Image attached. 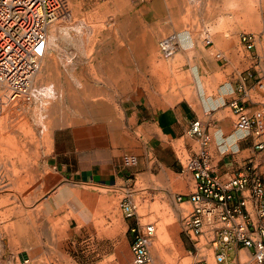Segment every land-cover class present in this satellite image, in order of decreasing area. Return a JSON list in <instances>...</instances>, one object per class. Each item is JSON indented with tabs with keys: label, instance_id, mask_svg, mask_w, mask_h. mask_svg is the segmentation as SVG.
<instances>
[{
	"label": "rangeland",
	"instance_id": "374dc122",
	"mask_svg": "<svg viewBox=\"0 0 264 264\" xmlns=\"http://www.w3.org/2000/svg\"><path fill=\"white\" fill-rule=\"evenodd\" d=\"M147 1L70 0L71 16L49 27L50 39L52 30L56 37L33 77V99L11 102L0 84V264H134L129 217L121 207L125 198L137 205L134 223L156 224L153 259L146 264H195L175 200L190 179L169 170L155 175L159 167L154 162L148 164L150 177L136 175L144 149L127 128V110L84 108L101 101L120 108L133 97L164 106L182 100L197 109L208 106L225 84L251 68L240 33L259 30L238 29V1L230 0L224 6L230 17H222L220 1H200L189 6L182 27L157 33L155 20L144 15ZM216 11L221 17L211 24L207 15ZM185 28L191 34L184 40L180 34L177 53L163 57L158 40ZM197 111L206 119L207 110ZM97 123L113 136L120 182L67 175L84 166L82 134ZM253 137L244 132L241 139ZM176 150L184 161L188 151L182 142ZM130 153L139 155V163L125 167L123 156ZM16 164L20 178L8 180ZM17 177L20 184L12 188ZM182 206L192 209L188 203ZM205 252L209 264H216L212 250Z\"/></svg>",
	"mask_w": 264,
	"mask_h": 264
},
{
	"label": "built area",
	"instance_id": "2783aa9c",
	"mask_svg": "<svg viewBox=\"0 0 264 264\" xmlns=\"http://www.w3.org/2000/svg\"><path fill=\"white\" fill-rule=\"evenodd\" d=\"M71 13L70 0H0V84L5 88L6 99L14 103H29L33 99L32 80L49 50V27L61 18L70 17ZM259 38L253 31L240 34L242 46L249 51L256 49ZM205 40L211 41L208 36ZM180 46L177 32L167 33L158 40V50L165 58L173 57ZM263 56L261 48L257 57ZM248 80L254 81L253 86L264 97V68L248 69L241 76L239 91L242 96L231 102L235 128L260 138L256 146L264 149V103L252 112L247 109ZM190 133L198 138L199 148L182 161L183 172L189 175L190 182L185 191L177 193L175 200L184 232L194 242L198 253L196 264H209L206 247L212 250L216 264H225L226 249L232 244L251 249L245 264H264L262 174L249 160L241 171L222 178L212 162L208 129L197 119ZM138 163V154L123 156L125 167ZM183 203L190 204L192 209L188 212ZM121 207L124 216L137 215L133 200L125 198ZM131 230L134 233L130 243L133 263L152 262L150 242L156 224L137 220Z\"/></svg>",
	"mask_w": 264,
	"mask_h": 264
},
{
	"label": "crops",
	"instance_id": "0c3cea01",
	"mask_svg": "<svg viewBox=\"0 0 264 264\" xmlns=\"http://www.w3.org/2000/svg\"><path fill=\"white\" fill-rule=\"evenodd\" d=\"M200 1L204 2V4L220 1L218 3L222 6L220 9H223L222 17L231 16L226 14L227 10L224 11L226 9L224 6L230 0H148L144 15H150L155 20L157 23L155 27L160 28L156 32L159 33L161 29L182 27L183 19L189 6L196 5ZM236 1H238V29H243V27L258 29L259 33L257 34L260 36L258 43H261L264 41V0ZM217 11L210 16L207 15L213 20L211 24H215V18L221 17V13H217ZM203 20L204 24L206 19ZM177 33L181 43L180 34L182 35V40H184L185 35L191 34V30L185 28ZM261 48L263 47L261 46ZM260 49L257 45L256 49L247 50L250 52L248 58L252 69L264 68V56L261 58L257 57ZM244 72H240V76L235 78L236 80L234 79L233 82L225 84L218 94L213 96V101L201 109L195 108L185 100L179 101L172 106H164L153 104L145 98L133 97L124 102L120 108L118 105V107L114 106L113 103L101 101L93 106H87L84 110H127V128L144 149L140 157V166L138 168L140 171L135 173L136 175L146 174L147 177H150L148 164L149 162H154L156 167H159V171L155 175H159L161 171L166 172L169 170L189 178V175L183 172L182 159L178 156L176 145L182 142L184 148L188 151V155H192L198 150V138L191 135L190 129L193 122L199 119L211 134L210 150L213 157L212 162L216 172L222 178H228L230 175L238 173L249 160H252L264 179V149H259L256 146L260 138L253 137L249 141L241 139L245 131L235 130V113L231 102L242 96V92L239 91V84ZM247 83L249 100L246 106L252 112L262 107L264 97L253 86V80H248ZM197 110H207L205 111L206 119L201 117ZM210 110L215 111L211 113L209 112ZM225 110H230V113L223 117L222 112ZM103 128L102 123H97L94 129L84 128V133L82 134L84 143L81 148L86 157L84 160L85 164L80 172L72 170L67 173L68 176L72 175L74 177L75 174L80 173L81 179L85 181L101 183H111L112 181L117 183L121 181V178H123L122 169L117 167L119 162H116L115 158H113L116 151L112 147L113 136ZM63 166L67 169V164L64 163ZM230 203H233V201ZM128 223V231L132 239L134 233L131 229L134 225V217L128 218ZM189 247L190 251L194 249L197 262L199 257L193 241ZM225 253V264H245L251 249L241 244H232L226 249Z\"/></svg>",
	"mask_w": 264,
	"mask_h": 264
},
{
	"label": "bare ground",
	"instance_id": "6f19581e",
	"mask_svg": "<svg viewBox=\"0 0 264 264\" xmlns=\"http://www.w3.org/2000/svg\"><path fill=\"white\" fill-rule=\"evenodd\" d=\"M48 35H49V43H50V41H52V40L55 39V37H56L55 35H56V34H55V32L52 30V31H51V39H50V32H49ZM13 107H14V106H13ZM14 111H17V110H14ZM24 164H25V163H24ZM24 164H23V165H24ZM18 166H19L18 164L14 165V167H13V169H12V171H13L14 174H13L12 176L10 175L9 179L7 178L8 180H14V177H15V176H18V177H19V175H18V171H17V170H18V169H17ZM22 167H23V166H22ZM26 167H27V166H26ZM28 167H29V166H28ZM10 170H11V169H10ZM31 170H33V168H31ZM5 171H6V170H5ZM12 171H11V172H12ZM8 172H10V171H8ZM27 173H28V169H27ZM31 173H32V172H31ZM11 174H12V173H11ZM6 175H8V174H6ZM32 175H33V174H32ZM13 176H14V177H13ZM4 177H5V176H4ZM18 177H17V178H18ZM2 178H3V177H2ZM5 178H6V177H5ZM19 178H20V177H19ZM19 178H18L15 182H14V181L12 182V188H16V185H17L18 183L20 184V179H19ZM21 182H22V181H21ZM22 183H23V182H22ZM23 185H24V184H23ZM17 186H18V185H17ZM19 186H20V185H19ZM27 186H28V185H27ZM9 197H10V196H9ZM6 199H7V198H6ZM5 201H6V200H5ZM8 201H9V200H8ZM14 208L16 209L15 206H14ZM9 210H10V209H9ZM12 210H13V207H12ZM10 211H11V210H10ZM11 214H12V213H11ZM11 230H12V229H11ZM8 232H9V231H8ZM11 235H13V234H11ZM10 238H11V237H10ZM12 239H15V237L12 236ZM25 239H27V238L25 237ZM26 241H27V240H26ZM15 242H16V240H15ZM17 242H18V241H17ZM17 242H16V244H18ZM10 243H11V242H10ZM12 243H13V242H12ZM38 251H39V250H38Z\"/></svg>",
	"mask_w": 264,
	"mask_h": 264
}]
</instances>
